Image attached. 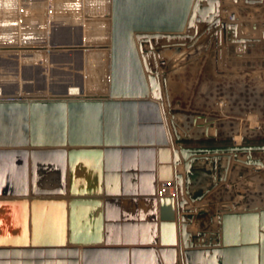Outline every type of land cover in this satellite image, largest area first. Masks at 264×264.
I'll list each match as a JSON object with an SVG mask.
<instances>
[{
	"label": "water",
	"instance_id": "water-1",
	"mask_svg": "<svg viewBox=\"0 0 264 264\" xmlns=\"http://www.w3.org/2000/svg\"><path fill=\"white\" fill-rule=\"evenodd\" d=\"M241 1L252 6L264 5V0H232ZM110 3V9L97 13L111 16V35L106 43L84 45L77 41L50 46L69 54L83 48H105L107 86L76 98L38 95L0 99V155L21 157L25 174L30 156L53 158L65 168L67 156L72 166L78 155L94 156L99 164L105 155L106 169L112 158L118 170L121 153L124 156L136 153L130 143L135 144L138 128L140 154L147 160L152 181L148 196L154 206L149 224L152 236L148 235L152 241L145 244L153 261L161 264L159 251L163 264H176L178 246L181 264H264V206L239 210L235 203L227 202L217 207L209 197L221 182L228 180L232 161L255 172L264 169V143L185 145L187 137L175 122L170 90L172 76L188 66L191 59L202 63L204 51L210 45L215 46L216 52L227 49L233 60L235 54L245 56L253 43L264 39V29L261 37L247 34L244 26L248 23L240 21L231 10V3L225 0H111ZM261 25L264 27V21ZM239 46L242 52L237 53ZM40 47L44 46L28 48ZM169 47L194 52H183L172 66L161 53ZM191 124L202 125L196 118H192ZM207 130L206 138L211 139ZM67 144L71 145L69 149ZM76 144L88 148H76ZM97 144L104 145V149L89 148ZM180 164L184 173L178 171ZM201 168L207 180L197 171ZM157 183L161 189L173 187L174 193L158 196ZM203 200L208 202L198 206ZM203 220L211 225L201 228ZM194 221L200 224L195 232L189 229ZM76 246L83 247L82 263L87 264L91 244L68 248L65 243L23 242L12 250L18 264H62L59 260H45L44 255L47 258L69 255L70 264H76ZM0 253L8 252L0 249ZM33 256L38 259L30 258Z\"/></svg>",
	"mask_w": 264,
	"mask_h": 264
},
{
	"label": "crops",
	"instance_id": "crops-1",
	"mask_svg": "<svg viewBox=\"0 0 264 264\" xmlns=\"http://www.w3.org/2000/svg\"><path fill=\"white\" fill-rule=\"evenodd\" d=\"M147 44L145 45V47ZM262 49H259L261 47ZM264 43L248 48L245 56H232L227 49L216 52L215 46L210 45L204 51V59L198 64L191 59L187 67H208L218 73H224L226 67L234 68V75L222 77L234 78V88L226 91V85L219 84L210 95H242L238 87L237 79L245 67H264ZM194 50H177V48H165L161 50L162 57L172 66L183 56V52ZM236 52H242V47H237ZM232 58V57H231ZM151 62L154 61L150 57ZM193 61V62H192ZM225 68V69H224ZM232 87V84H230ZM237 100V97H234ZM235 100V101H236ZM176 105L174 106V109ZM167 109V108H166ZM168 110V109H167ZM187 112H175V122L183 136L187 137L185 145H210L202 138L206 137V128L209 136L212 135L211 121L200 122L199 115ZM192 118H196L198 127L191 124ZM186 125V127H185ZM170 132H172L169 123ZM167 133L169 129L166 127ZM136 142L130 145L136 149V153L120 154L119 169L116 170L112 158L109 159L106 169V157L101 158V164L94 156L78 155L72 166L66 157L65 168L61 162L49 157H29L25 174L24 164L17 155H0V249H6L7 254L0 253V264H18V257L13 252V247L18 243L29 244H67L72 245L91 244V252L87 256V264H156L148 244L152 240L150 223L152 222L153 203L148 199L152 187L151 173L147 169V160L140 154L139 129H136ZM203 141V142H202ZM239 144V143H238ZM222 145V144H214ZM70 144L66 148H70ZM76 148H88V145L76 144ZM89 148L104 149V145H89ZM158 148V146H156ZM159 162L157 160L156 173L158 174ZM208 168V165L206 166ZM242 166L233 162L226 182L215 188L209 194L214 198L217 207L223 203L236 204L239 210L256 208L260 205L257 196L259 184H264V171L255 172L250 168V177L241 171ZM178 171L184 173L183 164L178 165ZM204 175V168L197 170ZM26 177V179H25ZM249 179V181H248ZM207 180V178H206ZM197 182H199L197 180ZM161 184L157 183V195H163ZM25 188L27 189L25 192ZM238 188L235 194L233 189ZM247 188V197L239 194ZM264 188V187H263ZM182 197V195L180 196ZM264 198V196H262ZM207 200L198 202V206L207 203ZM190 206V203L187 204ZM158 215L160 203L156 204ZM216 221V217H215ZM160 220L158 219L157 238L160 239ZM200 224L193 222L189 229L193 232ZM209 221L203 220L201 228H207ZM194 226V228H193ZM118 242V243H116ZM112 245V246H107ZM120 245V246H116ZM126 245V246H123ZM158 245V244H157ZM157 245L155 249H158ZM78 253L74 257L76 264H83L82 246H76ZM127 249L125 252L123 249ZM177 248L176 264H181L180 251ZM160 263L163 257L159 251ZM205 256V255H204ZM29 258V257H28ZM34 260L36 256L30 257ZM45 260H59L62 264H70L71 257H49ZM7 261V262H5Z\"/></svg>",
	"mask_w": 264,
	"mask_h": 264
},
{
	"label": "rangeland",
	"instance_id": "rangeland-1",
	"mask_svg": "<svg viewBox=\"0 0 264 264\" xmlns=\"http://www.w3.org/2000/svg\"><path fill=\"white\" fill-rule=\"evenodd\" d=\"M52 1L0 0V53L6 50L16 52L13 57L4 54L5 58L0 61V85L9 90L12 89L14 92H9L10 94L21 92L20 95L24 94V96L55 95L57 90L68 83L77 82L83 86L84 83L91 82L93 86L99 83L98 79H103L108 71L105 60H103L105 63L102 61L90 65V62L86 63L85 59L88 58L86 49L88 48H83L82 52L79 51L81 53L76 60L59 65L53 57L65 54V52L64 50H53L50 47L52 44H73L75 41H80L84 45L107 42L111 35L109 29L111 16H97L91 12L107 11L108 8L102 6L98 0H89L90 2L76 0V7L68 2L57 8L52 5ZM87 2L91 4L87 5ZM229 3H231V10L236 12L240 21L248 23L244 26V31L246 33L248 31L247 34L253 37H261L262 29H264L261 25L264 21V5L252 6L242 1L234 3L231 0ZM97 19H100L98 24L103 25L108 20V30L106 29L101 37H99L98 30H93V37H91L87 24ZM101 19H105V22H101ZM247 26L248 28L245 29ZM262 43L264 39L255 42V45ZM37 45L44 47L28 48L38 47ZM261 53L264 54V51ZM57 58L59 59V56L56 60ZM61 58L63 60L64 57ZM175 64L177 63L174 62ZM215 71L207 66H186L173 75L170 90L173 105H176L174 112L183 113L189 109L190 114L199 115L200 122L211 121L213 136H210L211 139L202 138L207 144L264 143V67H245L241 73L236 72V74H241L237 79L240 84L237 87L242 95H213V93L210 95L220 82L226 85V91L236 90L233 83L236 79L228 77L235 74L232 66L226 67L224 73L216 74L219 71L217 70L216 73ZM223 75L228 76L222 77ZM241 171L247 178L250 177L249 168L242 166ZM263 187L264 184H259L257 196L260 205L264 206ZM238 190V188L233 189L235 194ZM247 193L249 191L244 188L239 194L245 199Z\"/></svg>",
	"mask_w": 264,
	"mask_h": 264
},
{
	"label": "bare ground",
	"instance_id": "bare-ground-1",
	"mask_svg": "<svg viewBox=\"0 0 264 264\" xmlns=\"http://www.w3.org/2000/svg\"><path fill=\"white\" fill-rule=\"evenodd\" d=\"M19 1V0H18ZM34 1V0H33ZM42 1V0H41ZM79 1V0H78ZM85 1H89V0H85ZM99 2H100V4L102 5V6H104L106 9L108 8V9H110V5H111V0H98ZM226 2H230V0H225ZM232 1V0H231ZM5 2V1H4ZM22 2V1H21ZM27 2V1H26ZM53 3H52V5H54V7L55 8H57L58 6H63V5H65L66 3H68V2H70L71 4H73L75 7L77 6V1L76 0H53L52 1ZM90 2V1H89ZM89 2H87L86 4L87 5H90L91 3H89ZM29 3H30V1H29ZM18 3H16V5H17ZM13 5V4H12ZM32 5V4H31ZM10 6V5H9ZM21 6V5H20ZM95 6V5H94ZM70 7V6H69ZM92 7V6H91ZM85 9V8H84ZM92 9V8H91ZM25 10V9H24ZM65 10V9H64ZM19 11V10H18ZM73 11V10H72ZM43 12V11H42ZM64 12V11H63ZM85 12V11H84ZM100 11H98V12H94V13H92L91 12V14H97V13H99ZM25 13V12H24ZM101 13V12H100ZM26 14V13H25ZM84 15V14H83ZM58 17H60V15L58 16ZM85 18V17H84ZM246 19V18H245ZM102 21L101 22H105V19H101ZM104 20V21H103ZM91 21V20H90ZM93 22H89L88 24H87V30H88V32H89V34L91 35V37H93V33H92V31L94 30V31H96V30H98V32H100L99 33V37H101V36H103L104 34H105V32H106V29L108 30V20H107V23H104L105 25H103L102 23H99L98 24V22L100 21V19L98 20H92ZM242 21V20H241ZM97 22V23H96ZM50 23V22H49ZM50 26V25H49ZM248 28V26L245 28V29H247ZM15 31V30H14ZM93 31V32H94ZM251 31H252V28H251ZM255 31V30H254ZM249 32H250V30H249ZM49 33V32H48ZM247 33H248V31H247ZM94 37H96V36H94ZM38 38V37H37ZM75 42H77V41H75ZM106 43V42H105ZM38 51H41V50H38ZM82 51H84V49H82ZM81 51V52H82ZM86 51H87V53H86V55H88V58H86L85 60H86V63L87 62H90L89 63V65L90 64H92V63H97V62H104L103 60H105V61H107V58H108V51L105 49V48H98V47H94V48H88V49H86ZM63 52H67V53H65L64 55L63 54H60V55H54V59L53 60H55V61H58V64L60 65H62L64 62H66V63H69V62H71L72 60H76L77 58H79L78 56H79V52H70L71 54H69L68 53V51H63ZM35 53V52H34ZM59 53H62V52H59ZM4 54H7V55H10V56H15L16 55V52L15 51H11V50H6V51H3V52H1L0 53V61H2V59H4L5 57H4ZM61 55H63V56H61ZM57 56H59V59L57 58V60H56V57ZM61 57H64L63 58V60H61L62 58ZM105 63V62H104ZM18 65V64H17ZM108 66V65H107ZM85 71V70H84ZM83 73H85V72H83ZM107 73V72H106ZM104 74V77H103V79H101V78H99L98 80H99V83H95V84H93V86H92V84H91V82H88L87 84L86 83H84L85 85H83V86H81L80 85V83H77V82H73V83H68V84H66V85H64L63 87H61V89H59V90H57L55 93H57V94H55V95H50V96H55V97H70V98H76V97H79V96H84V95H87L88 96V94L89 93H91V92H94L96 89H102V88H105L107 85L105 84V82H104V78H106L107 77V74ZM95 85V86H94ZM53 86V85H52ZM35 87V86H34ZM88 88H90V90L88 89ZM49 90H50V87H49ZM51 91V90H50ZM9 92H14L12 89L11 90H9V89H6V88H4L3 86H1L0 85V99H9V98H18V97H22V96H24V94L23 95H20V94H22L21 92H15V93H9ZM31 93L33 92V93H40L39 91H30ZM42 92V91H41ZM48 92V91H47ZM16 93H18V94H16ZM42 93H44V92H42ZM14 94V95H13ZM48 94H49V92H48ZM173 189V188H172ZM172 189L171 188H166V187H164L162 190L164 191V192H166V193H168V192H172ZM193 228H194V226H193Z\"/></svg>",
	"mask_w": 264,
	"mask_h": 264
},
{
	"label": "built area",
	"instance_id": "built-area-1",
	"mask_svg": "<svg viewBox=\"0 0 264 264\" xmlns=\"http://www.w3.org/2000/svg\"><path fill=\"white\" fill-rule=\"evenodd\" d=\"M172 189V188H171Z\"/></svg>",
	"mask_w": 264,
	"mask_h": 264
}]
</instances>
